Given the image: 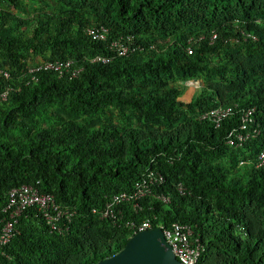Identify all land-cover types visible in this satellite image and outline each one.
<instances>
[{
  "label": "trees",
  "instance_id": "trees-1",
  "mask_svg": "<svg viewBox=\"0 0 264 264\" xmlns=\"http://www.w3.org/2000/svg\"><path fill=\"white\" fill-rule=\"evenodd\" d=\"M101 27L104 38L88 31ZM52 60L74 64L31 80L28 66ZM0 70V209L25 184L72 212L59 232L28 209L1 264H93L124 246L123 219L189 224L198 264H264V164H253L264 148V0H0ZM190 80L200 86L180 100ZM220 105L232 112L216 125L204 114ZM248 108L258 134L229 143ZM148 168L163 177L152 193L121 204L122 220L100 217Z\"/></svg>",
  "mask_w": 264,
  "mask_h": 264
},
{
  "label": "built area",
  "instance_id": "built-area-1",
  "mask_svg": "<svg viewBox=\"0 0 264 264\" xmlns=\"http://www.w3.org/2000/svg\"><path fill=\"white\" fill-rule=\"evenodd\" d=\"M95 38H104L106 29L101 27L97 30H88ZM215 35L212 36L214 38ZM193 42V39H190L189 42ZM113 46H117V43L114 42ZM119 53H124L126 51L125 47L121 45L118 46ZM188 53H191L192 48L188 46ZM94 60L107 61L108 59L101 58L99 56L95 57ZM74 64L71 60L60 61H43L39 62L36 65L28 66L27 72L31 75V80H37V75L41 70H52L58 75H62L64 71L69 70ZM81 68L74 66L71 70V75L76 76L80 72ZM0 73H3L5 77H8L9 74L7 71L0 70ZM9 89L3 90L0 92V101L7 98ZM232 112L231 106H219L216 107L204 114V117L209 116L211 119H214L216 125L219 124V120L224 118L226 115ZM252 109L246 110L242 114L241 125L235 131H231L230 135H234L238 142H242L250 136L256 134L257 126L250 125L252 133L247 132L246 126L248 122H253L251 118ZM244 131V132H243ZM230 143H233V138L229 139ZM264 164V150H262L255 161V166L259 167ZM147 177L142 181L137 182L134 185V188L130 192H121L114 194L107 200L103 208L98 211L100 217L110 218L113 221L120 219L123 216V209L121 204L126 202H133L132 206L136 207L137 204L134 201L145 197L147 194L152 193L151 186L154 183H160L163 181V177L159 173H154L153 171H148ZM179 191L183 193V187L178 185ZM163 200H167L163 198ZM28 209H35L38 213L41 214V217L44 218L46 223L51 229L62 231L66 223L70 221L71 211L67 207L61 206L56 202L53 194L40 192L36 187L31 185H21L18 187L11 188L7 193L6 203L0 209V253L4 255V252L1 250L2 247L7 245L15 233L18 232V223L20 216L26 212ZM125 225H129L133 233L151 228V221L149 219L143 220L139 225H136L135 222H125ZM162 229L163 234L167 242L171 245L173 252L176 258L182 264H198L201 245L196 237H193V229L189 224H182L179 222H173L169 227H164L163 225H158ZM6 256V255H5ZM1 264V263H0Z\"/></svg>",
  "mask_w": 264,
  "mask_h": 264
},
{
  "label": "water",
  "instance_id": "water-1",
  "mask_svg": "<svg viewBox=\"0 0 264 264\" xmlns=\"http://www.w3.org/2000/svg\"><path fill=\"white\" fill-rule=\"evenodd\" d=\"M93 264H182L159 227L130 235L117 252Z\"/></svg>",
  "mask_w": 264,
  "mask_h": 264
},
{
  "label": "clouds",
  "instance_id": "clouds-1",
  "mask_svg": "<svg viewBox=\"0 0 264 264\" xmlns=\"http://www.w3.org/2000/svg\"><path fill=\"white\" fill-rule=\"evenodd\" d=\"M241 33H243L242 31H241ZM213 35H215V37L214 38H212V36ZM216 36H217V33L215 32V31H213V32H211L210 33V35H209V37H208V41L209 42H212V41H214V39L216 38ZM247 37H250L251 39H253V40H255L256 39V37L254 36V35H251V34H249V33H247ZM204 38V35L203 34H201V35H199V36H197V37H195V36H190V37H188V39H187V43H186V51H187V48H188V46H191V48L193 49V46H194V44L198 41V40H200V39H203ZM190 39H193V42H192V40H191V42H189V40ZM188 52V51H187ZM188 82V81H187ZM187 82H186V84H187ZM189 82H191V83H193V84H196V85H198L199 84V81L198 80H190ZM220 106H222V105H220ZM227 106H229V105H227ZM233 106H235V107H237V104L235 103V104H233ZM226 107V106H225ZM249 109H252V114H251V118L253 119V122L252 123H254V117H253V113H254V108H248V109H245V110H243L241 113L243 114V112H245L246 110H249ZM239 126H240V124H239ZM256 126V125H255ZM239 128V127H238ZM237 128V129H238ZM258 130V129H257ZM233 131V130H232ZM230 134V133H229ZM256 134H258V131L256 132ZM255 134V135H256ZM231 137L230 138H232L233 137V140H234V142L233 143H235L237 146L238 145H242V143H244L245 142V140H248V138L247 139H245L244 141H242V142H238V140H237V138L234 136V135H230ZM229 138V139H230ZM229 139H228V142H229ZM230 143V142H229ZM233 143H231V144H233ZM262 150H264V148L262 149ZM262 150H260L259 152H258V154L262 151ZM258 154H257V156H258ZM257 156H256V158H255V160H254V167H256L255 166V161H256V159H257ZM241 164H243V163H245V161H241L240 162ZM260 167V166H259ZM256 168H258V167H256ZM148 171H153L154 173H158L157 171H154L153 169H151V168H148V169H146V171H145V174H144V176H143V178L141 179V180H143L144 178H146L147 177V173H148ZM160 174V173H159ZM137 183V182H136ZM155 184H158V183H154L152 186H151V188L155 185ZM117 194V193H116ZM113 196V195H112ZM122 208V207H121ZM123 209V208H122ZM72 213V212H71ZM72 215V214H71ZM123 217H124V210H123V216L120 218V219H118V220H122L123 219ZM70 219H71V216H70ZM110 219V218H109ZM122 222H124L125 223V220L123 219L122 220ZM127 222V221H126ZM130 222V221H129ZM136 223V222H135ZM68 224V223H67ZM155 227H158V226H155ZM151 228H154L153 226L151 227ZM147 229H149V228H147ZM132 234H134L133 233V231H132V233H131V235ZM129 238V237H128Z\"/></svg>",
  "mask_w": 264,
  "mask_h": 264
},
{
  "label": "rangeland",
  "instance_id": "rangeland-1",
  "mask_svg": "<svg viewBox=\"0 0 264 264\" xmlns=\"http://www.w3.org/2000/svg\"><path fill=\"white\" fill-rule=\"evenodd\" d=\"M186 85L187 87L183 95L180 97V100H183V101H189L191 99L192 95L195 93V91L200 86V82L198 85H196L188 81Z\"/></svg>",
  "mask_w": 264,
  "mask_h": 264
}]
</instances>
